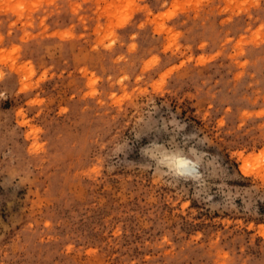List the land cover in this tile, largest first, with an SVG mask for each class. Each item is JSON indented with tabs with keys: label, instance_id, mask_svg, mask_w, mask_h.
<instances>
[{
	"label": "rangeland",
	"instance_id": "374dc122",
	"mask_svg": "<svg viewBox=\"0 0 264 264\" xmlns=\"http://www.w3.org/2000/svg\"><path fill=\"white\" fill-rule=\"evenodd\" d=\"M0 264H264V0H0Z\"/></svg>",
	"mask_w": 264,
	"mask_h": 264
},
{
	"label": "bare ground",
	"instance_id": "6f19581e",
	"mask_svg": "<svg viewBox=\"0 0 264 264\" xmlns=\"http://www.w3.org/2000/svg\"><path fill=\"white\" fill-rule=\"evenodd\" d=\"M175 162L178 168L183 172H187L190 169H192V165H191L192 163L187 157L184 156L178 157ZM243 169L247 170V165H244Z\"/></svg>",
	"mask_w": 264,
	"mask_h": 264
}]
</instances>
